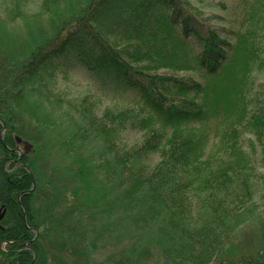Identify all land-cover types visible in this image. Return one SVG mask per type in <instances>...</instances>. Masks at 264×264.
Here are the masks:
<instances>
[{"label": "trees", "instance_id": "obj_1", "mask_svg": "<svg viewBox=\"0 0 264 264\" xmlns=\"http://www.w3.org/2000/svg\"><path fill=\"white\" fill-rule=\"evenodd\" d=\"M41 1L48 10L65 0ZM251 8L247 12L251 25L235 33V43L230 44L204 25L183 0L69 1L53 40L35 43L28 57L20 55L25 59L17 70V92L13 94L7 85L0 90V121L5 126L0 135V206L6 209L0 223L1 264H48L43 244L48 230L42 233L39 227L56 222L63 201L66 204L67 184L62 179L83 177L82 184H89L86 180L95 171L104 181L100 201L87 202L88 188L74 187L67 197L82 199V204L68 211L71 216L77 212L75 223L83 233L91 228L94 213L103 219L115 214L114 221L103 227L118 231L115 242L123 234L132 241L124 257L112 264H146V260L264 264V232L253 239L258 241L251 250L244 248L245 240L236 249L241 255L231 252L240 240V216L257 204L254 147L244 150L241 129L254 128L258 138L264 127V114L248 109L255 98L251 76L264 63L259 45L264 38V6L259 1ZM16 14L9 20L14 21ZM61 57L73 58L103 86L133 93L141 104L136 112L127 109L104 112L99 119L86 117L79 132L87 136L85 141L102 148L95 164L81 157L75 171L53 166L58 182L45 185L44 162L60 150L55 143L39 142L35 128L27 132L18 108L25 97L23 87L31 81L39 84L41 73ZM187 64L205 71L203 84L192 77L158 73ZM36 128L47 130L45 123ZM127 131L145 137L127 149L121 140ZM17 139L31 146L19 157ZM152 155L159 161L150 166L146 160ZM59 172L65 174L62 179ZM87 213L84 224L80 216ZM62 229L71 232L66 223ZM58 246L51 264H67L68 252L73 259L88 255L73 246Z\"/></svg>", "mask_w": 264, "mask_h": 264}, {"label": "rangeland", "instance_id": "obj_2", "mask_svg": "<svg viewBox=\"0 0 264 264\" xmlns=\"http://www.w3.org/2000/svg\"><path fill=\"white\" fill-rule=\"evenodd\" d=\"M69 1L65 0L57 7L44 10L41 0H0V90L4 85H7L13 94L17 92L19 89V86L15 84L17 83V70L25 59H22L20 55L28 57L34 49L35 43H49L51 39L53 40L62 27L60 20L66 14L63 8L69 4ZM71 1L73 4H77V0ZM183 1L195 10L196 16L203 21L204 25L210 26L220 35V38L225 39L230 44L235 43V33L244 32L251 25L247 17L250 8L257 5L259 1L264 6V0ZM16 11L19 15L16 14L14 21H10L9 17ZM259 43L260 48L262 47L261 58L264 62V38L260 39ZM193 47L195 49V46ZM18 57H20L19 60H17ZM15 60L19 64L14 65ZM9 73H12V79L10 76V78L8 77ZM158 73L174 77H192L202 84L206 79L205 71L190 64L175 71L162 69ZM5 77L10 80H6ZM36 81H40L39 84H35L34 81L32 84L31 81L23 87L25 97L19 104L18 111L22 113L20 123L27 127V132L35 128L36 132L34 133L39 138V142L42 141L44 144L55 143L58 146L56 148L60 150L55 158H47L44 162L45 185L47 182L56 184L58 182L55 178L56 174L53 172V166L68 167V170L75 171L81 157L86 162L93 161L92 163L95 164L102 148L99 143L85 141L87 136H84L83 132H79L83 126L82 123L86 121V117L95 116L99 119L104 112L117 110L131 109L136 112L141 104L133 93H119L110 86L97 83L95 75L85 71L71 57H61L56 60L54 66L42 72L41 77ZM250 82H252V94H255V98L249 104L248 109L250 113L255 112L261 116L264 114V63L255 67ZM87 111L89 112L86 113ZM38 123H45L47 130L43 132L40 128L37 129ZM75 132L79 133L76 134ZM241 135V143H243L245 151L249 152L251 145L254 147L253 160L256 171L254 200L257 204L250 212L240 216V225L237 229V231L240 230L237 237L240 240L231 250L235 256L241 255L240 249L238 251L236 249L243 247L240 246L243 245V241L246 240L244 248L251 250L250 247L253 245L255 247L258 241L253 239L260 238L264 232V127L258 138L252 127L241 129ZM143 136L141 132L127 131L122 134L121 140L128 149L134 144L138 145L143 140ZM25 144L27 145V142L18 145L21 152ZM158 161L159 157L152 155L146 160V163L153 166ZM57 175L62 179L65 174L59 172ZM82 179L83 177L73 178L72 176L63 178L62 180H66L67 184L64 195L70 196L74 187L81 186L88 188L84 197L87 202H99L104 193L102 176L95 171L91 178L86 180L89 184H85V182L82 184ZM66 197L64 198L66 204L63 201L60 214L55 216L57 221L55 222L54 219L46 221L47 226L39 227V231L42 233H45L43 230L46 228L48 230L43 243L47 250V263L51 264L53 250L59 247L58 244L73 246L78 250L82 249L83 253L88 251V255L83 254L84 258L77 256L74 259L70 255L71 252H68L66 259L64 258L67 264H112L113 261L124 257L122 253L132 238H126L123 234L122 239L120 238L119 242H115L114 234H118V231L113 232L103 227V224L108 223L110 225V222L114 221L115 214L110 212L105 215L106 219H103L100 218L99 213H94L91 217V228L87 229L86 233L84 232L85 235L82 240L81 237L84 234L81 232L82 228L75 223L78 216L77 212L74 211L75 216H71L68 211L74 207L78 209L79 205L82 204V199ZM88 215L89 213L80 216L81 220L83 221L82 218L86 219ZM65 223L70 225L71 232L67 233L62 229ZM247 235L248 237L245 239ZM4 248L5 244L1 245V249ZM76 252L80 253L79 251ZM146 264L158 263L155 260H146Z\"/></svg>", "mask_w": 264, "mask_h": 264}, {"label": "water", "instance_id": "obj_3", "mask_svg": "<svg viewBox=\"0 0 264 264\" xmlns=\"http://www.w3.org/2000/svg\"><path fill=\"white\" fill-rule=\"evenodd\" d=\"M3 131H4V130H2L1 135H2ZM17 143H18V144L21 143L20 139H17ZM24 149H25V152H27V151H29L30 146H28V145L25 144V145H24ZM30 192H31V191L24 192V193H22V195H23V194H28V193H30ZM20 196H21V195H20ZM18 202H20V197L18 198ZM4 213H5L4 207H1V208H0V220L3 218Z\"/></svg>", "mask_w": 264, "mask_h": 264}, {"label": "flooded vegetation", "instance_id": "obj_4", "mask_svg": "<svg viewBox=\"0 0 264 264\" xmlns=\"http://www.w3.org/2000/svg\"><path fill=\"white\" fill-rule=\"evenodd\" d=\"M2 130H4L3 133H2V135H3L4 132H5V126H2V129H1V131H0V135H1ZM2 135H1V136H2ZM15 151L17 152V154H19V151H20V150L17 149V150H15ZM17 166H19V165H17ZM17 201H18V200H17ZM18 203H20V202H18ZM0 207H4V210H5V212H6V209H5V206H4V205H1ZM4 216H5V214H4ZM3 218H4V217H3ZM3 218H2V219H3ZM1 221H2V220H1ZM0 223H1V222H0ZM0 228H2L1 225H0ZM30 230L33 231L32 229H30Z\"/></svg>", "mask_w": 264, "mask_h": 264}]
</instances>
